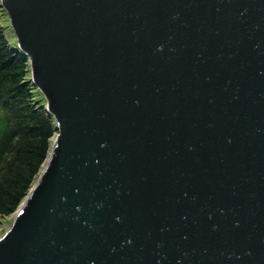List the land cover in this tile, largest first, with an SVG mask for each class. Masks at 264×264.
<instances>
[{
  "label": "water",
  "instance_id": "obj_1",
  "mask_svg": "<svg viewBox=\"0 0 264 264\" xmlns=\"http://www.w3.org/2000/svg\"><path fill=\"white\" fill-rule=\"evenodd\" d=\"M57 132L0 264H264V0H0Z\"/></svg>",
  "mask_w": 264,
  "mask_h": 264
},
{
  "label": "trees",
  "instance_id": "obj_2",
  "mask_svg": "<svg viewBox=\"0 0 264 264\" xmlns=\"http://www.w3.org/2000/svg\"><path fill=\"white\" fill-rule=\"evenodd\" d=\"M0 14L1 21L7 18L0 21V215H8L44 166L55 125L44 109L43 95L27 79L29 60L17 46L8 14L1 8Z\"/></svg>",
  "mask_w": 264,
  "mask_h": 264
},
{
  "label": "rangeland",
  "instance_id": "obj_3",
  "mask_svg": "<svg viewBox=\"0 0 264 264\" xmlns=\"http://www.w3.org/2000/svg\"><path fill=\"white\" fill-rule=\"evenodd\" d=\"M0 8L2 9V7L0 6ZM1 15V14H0ZM1 21V20H0ZM5 21H7V18L3 16V20L1 21L2 23H4ZM6 30V28H5ZM9 32V31H8ZM30 68V66H29ZM28 74V72H27ZM31 78V76H30ZM27 77V79H30ZM36 87V86H35ZM37 88V87H36ZM39 99V98H37ZM43 106H45V104L43 103ZM56 132V131H55ZM23 201V200H22ZM17 210V209H16ZM15 210V211H16ZM15 212L8 214V215H0V230L2 229V227L8 222V220L14 215Z\"/></svg>",
  "mask_w": 264,
  "mask_h": 264
}]
</instances>
